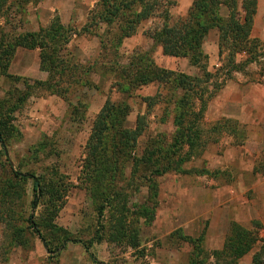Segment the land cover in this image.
<instances>
[{
  "label": "rangeland",
  "instance_id": "1",
  "mask_svg": "<svg viewBox=\"0 0 264 264\" xmlns=\"http://www.w3.org/2000/svg\"><path fill=\"white\" fill-rule=\"evenodd\" d=\"M92 1L75 0L74 7L71 0L64 1L63 4L57 3L56 6L63 13V17L58 12L51 14V6L39 9L43 1L32 3L27 6L22 22L18 16L7 30H16L17 33L37 32L42 27H48L58 15L62 23L76 33L68 51L74 57L75 63L94 65L105 61L106 57L98 39L82 32L88 19L85 9ZM173 11L175 8L172 15ZM226 14L227 10L224 9L222 15ZM173 18L177 20L180 17L173 15ZM256 19L255 17L252 38L258 40V48L261 49L259 51L264 54V19ZM152 26V22L143 25L136 36L145 37V46L135 45V40L125 41L117 59L121 65L128 63V57H131L134 51H151L152 48L147 46L149 40L144 34ZM218 42L219 34L216 30H211L204 41V51L209 57V72L215 75L222 65ZM152 54L159 68L175 70L178 73L184 71L185 67L177 64L175 59L165 58L159 48L154 49ZM38 55L39 51L19 49L13 61L14 70L10 69V74L27 78L30 86H34L36 81H46L48 74L45 73V79L42 80L38 72ZM112 56L111 54L109 59L107 58V62L112 60ZM245 57V53L237 56V62L243 61ZM109 64L98 65L91 77L97 90L80 92L73 97L74 104L80 98L89 106L87 112L82 113L80 110V114L73 116V119L69 105L59 97L36 87L27 90L22 82L17 84L2 78L0 101H5L9 95L10 98L14 97L12 105L8 108V111L13 109L14 112H7L11 127L8 145L0 144V178L9 174L10 168L14 172L22 169L23 174L43 177V184L48 189L49 183L56 181L51 179V173L57 170L70 189L63 199V209L53 218L49 215L47 206L40 205L32 212L28 209L33 199L34 184L29 181L22 208L23 211L26 210L27 215L36 217L52 250L30 231H25L23 237H20L19 245H15L11 242L10 231L0 222V264H191L198 251L194 245L184 242L182 237L198 239L204 232L203 248L210 256L207 261L209 264H215L212 253L223 249L231 223L236 222L247 228L257 229L253 223L258 222L264 227V149L256 147L261 132L255 129L250 133L247 125L249 140L243 148L233 147L232 139L225 136L217 144L209 145L202 156L183 167L185 171L207 170L210 173L169 172L156 180L159 196L157 200L154 199L157 204L153 205L149 203L151 191L145 186L147 181L141 179L142 176L150 175L152 170H144V173H137L139 179L132 182V189L121 196L116 206H104L103 219H99L98 209L103 204L88 191L82 164L86 159L93 122L107 100L118 102L124 99L128 102L132 108L128 119L129 128L136 126L138 116L145 115L147 127L136 147L137 157L143 158L149 140L162 136L170 144L176 134L171 116L173 108L162 103L149 112L143 100L146 97H154L159 92L167 99L168 92L153 84L136 90L132 98H126L114 88L116 78L110 73ZM17 73L25 74L22 76ZM199 74L198 70L196 75L194 70H191L187 75L201 76ZM218 78L222 81L224 76L218 74ZM255 85L264 86V56L250 64L245 72L233 74L224 89L228 87L230 93H235L237 89L242 90L246 86L254 88ZM207 87L211 92L210 83ZM29 93L30 98L27 97ZM25 97L28 99L21 103L18 101ZM216 98L210 102L206 113V127L224 119L220 115V112L224 111L220 109L217 102L219 100ZM2 152L5 155H2ZM186 152L187 149L184 148L172 159H181ZM130 174L128 165L124 171L125 178H129ZM121 182L123 183V180ZM123 204L126 206L123 214L129 225L128 234L121 240L114 241L112 234L117 230L113 226L122 218L117 209ZM15 205L18 212L20 201L16 200ZM141 210L144 215H148L147 220L139 218ZM14 211L16 213V207ZM136 219L139 220L137 224L134 223ZM100 222L103 229L98 233L101 229L98 226ZM13 223L20 225L18 219ZM261 237H264V231H261ZM81 243L90 245V250L86 251ZM261 246L262 244L258 243L240 264H252L253 257L260 251Z\"/></svg>",
  "mask_w": 264,
  "mask_h": 264
},
{
  "label": "trees",
  "instance_id": "2",
  "mask_svg": "<svg viewBox=\"0 0 264 264\" xmlns=\"http://www.w3.org/2000/svg\"><path fill=\"white\" fill-rule=\"evenodd\" d=\"M42 1L44 0H0V82L5 78L17 84L22 82L27 90L33 87L46 90L69 105L73 119V116L80 114V110L85 113L89 108L80 98L74 104L73 97L80 92L97 90L91 77L98 65L107 66L110 63L109 71L116 78L114 88L121 95L132 98L136 90L153 84L159 85L168 92V98L164 99L162 92L154 97L144 98L147 111L150 112L162 103L173 108L171 116L176 134L172 142L168 144L162 136L149 140L143 158L135 154L138 142L147 127L145 115L138 116L136 126L129 128L128 119L132 108L124 99L118 102L108 99L97 114L87 143L82 172L88 191L103 204L98 209L99 219H103L104 206H116L121 196L132 189V182L139 179L137 173L152 170L150 175L142 176L141 179L147 181L145 186L151 191L149 203L154 205L157 204L154 199L157 200L159 196L156 180L169 172L210 173L207 170L183 169L187 163L202 156L209 145L217 144L225 136L232 139L233 147L246 145L248 131L245 125L232 119H222L206 127L205 116L210 102L218 97L233 74L245 72L250 64L264 56L259 51L261 49L258 48V40L252 38L258 0H193L187 14L177 20H174L172 15V10L178 6L176 0H98L89 12L82 32L98 39L106 60L90 66L75 63L74 57L68 52L72 37L76 33L66 27L58 15L48 27H42L37 32L17 33L16 30H7L18 16L22 22L28 5ZM224 9L227 10L226 16L222 15ZM1 21L5 23L2 24ZM149 22H152L153 26L144 35L152 40L153 50L134 51L131 57H128V63L121 65L117 59L125 41L134 38L140 28ZM211 30H216L219 34V57L222 60L216 75L209 72V57L204 51V41ZM156 48H160L164 56L187 59L201 76L159 68L152 57ZM19 49L39 51L40 69L48 74L46 81H36L34 86H30L27 78L10 74ZM242 53H245V59L237 62V56ZM111 54L112 60L107 62ZM218 74L224 76L222 81L218 80ZM209 83L211 92L207 87ZM27 97L30 98V93ZM27 97L18 101L21 103L28 99ZM9 98L10 95L5 101H0L1 146L8 145L7 139L11 132L7 118L10 112H14L13 109L8 111L14 97ZM184 148L187 149L186 154L181 159L173 160V156ZM2 155L5 153L2 152ZM128 165L131 174L129 178H125L124 171ZM18 166L22 167L19 164ZM51 177L56 181H51L48 189L43 184V177L23 174L22 169L14 172L10 168L9 174L0 178V222L10 231L11 242L15 245H19L20 237H23L25 231H30L52 250L36 217L27 215L26 210L23 211L22 208L28 183L32 181L33 199L28 209L32 212L33 209L44 205L53 218L60 213L70 186L64 183V178L59 176L57 170L51 173ZM16 200L20 201L18 212ZM135 206L139 207L138 204ZM124 209L126 210L124 204L117 209L122 218L113 226L117 230L112 234L114 241L121 240L128 234L129 225L123 214ZM139 218L147 220L148 215H144L141 210ZM17 219L20 225L13 223ZM134 223H139V220L136 219ZM259 224L254 222L253 226H257V229H250L236 222L231 223L223 249L212 253L215 264H240L258 243L262 246L254 255L252 264H264V237H261L264 227ZM98 226L101 228L99 233L103 229L101 222ZM132 231L134 233L135 229ZM204 238L205 232L198 239L182 237L184 242L194 245L198 251L191 264H209L207 259L210 256L203 248ZM81 244L86 251L90 250V245Z\"/></svg>",
  "mask_w": 264,
  "mask_h": 264
},
{
  "label": "crops",
  "instance_id": "3",
  "mask_svg": "<svg viewBox=\"0 0 264 264\" xmlns=\"http://www.w3.org/2000/svg\"><path fill=\"white\" fill-rule=\"evenodd\" d=\"M64 1H69V0H44L43 5L41 4L39 6V9L41 8L44 9L46 8V6H51V9H50L52 12L51 14H55L58 12V14L63 17V13H61L58 6L56 5L57 3L63 4ZM71 1L74 7L75 0H71ZM176 1L178 3L177 4L178 6L175 8V11H173V15H177L179 17L185 16L188 10L191 8L193 4V0H176ZM258 1H259V6H258L257 15H256V18H257L256 21L258 20V18L264 19V0H258ZM97 2L98 0H93L90 6L86 7L85 10H87L88 14L94 8ZM136 36L130 40H135L136 42L135 45L137 46L139 45L145 46L146 44L145 37L140 35V37L138 38ZM148 40H149V43H147V46L148 48L150 49L152 48L151 50H153L154 44L152 40L150 39ZM152 57H153V54H152ZM164 57L175 59L177 61V64H180L181 66L185 67L184 71L182 72L180 71L179 73L188 74L191 70H194V75L197 74V69L192 67L187 59L172 58V57H167V56H164ZM14 66H15V63H13V65L11 66V71L14 70ZM38 72H40L41 78L42 80H44L45 72H42L40 69V59L38 63ZM17 74H20L23 76L25 73H17ZM222 91H223L222 94L221 95L219 94L218 97L216 98L217 100H219L217 102L219 103L220 109L224 111V112H220L218 110L220 112V115H222L224 119H232V120L238 121L241 124H244L245 126L247 125L248 129L250 130V133L252 131H255V129L259 130L261 132V138L259 141L256 142V147H260L263 150L264 149V86L255 85L254 88L252 86H246V87H243L242 90L237 89L235 93L233 92L230 93L228 90V87L223 89ZM212 121H214V119ZM248 140H249V133H248ZM252 156L253 155H251V157Z\"/></svg>",
  "mask_w": 264,
  "mask_h": 264
}]
</instances>
